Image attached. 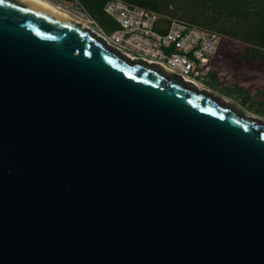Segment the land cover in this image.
<instances>
[{"label":"water","instance_id":"95a60500","mask_svg":"<svg viewBox=\"0 0 264 264\" xmlns=\"http://www.w3.org/2000/svg\"><path fill=\"white\" fill-rule=\"evenodd\" d=\"M0 264H264V119L3 0Z\"/></svg>","mask_w":264,"mask_h":264},{"label":"built area","instance_id":"2783aa9c","mask_svg":"<svg viewBox=\"0 0 264 264\" xmlns=\"http://www.w3.org/2000/svg\"><path fill=\"white\" fill-rule=\"evenodd\" d=\"M76 3L72 7L58 6L86 27L87 23H98ZM104 10L118 23L111 32L101 26L100 38L106 44L112 47V41H122V48L115 50L123 56L159 65L185 82L212 92L202 80V73L211 68L210 61L222 42L220 33L125 0H108Z\"/></svg>","mask_w":264,"mask_h":264},{"label":"trees","instance_id":"16d2710c","mask_svg":"<svg viewBox=\"0 0 264 264\" xmlns=\"http://www.w3.org/2000/svg\"><path fill=\"white\" fill-rule=\"evenodd\" d=\"M82 5L107 32L118 23L104 10L108 0H49ZM222 35L216 55L239 62V92L264 106V0H125ZM241 80V81H240Z\"/></svg>","mask_w":264,"mask_h":264},{"label":"crops","instance_id":"0c3cea01","mask_svg":"<svg viewBox=\"0 0 264 264\" xmlns=\"http://www.w3.org/2000/svg\"><path fill=\"white\" fill-rule=\"evenodd\" d=\"M210 66L208 73H202V80L211 88L212 92L229 102L235 101V104H240L245 108L262 107L261 101L247 100L246 95L239 92V62L231 61L229 57L223 55H215L210 61Z\"/></svg>","mask_w":264,"mask_h":264},{"label":"bare ground","instance_id":"6f19581e","mask_svg":"<svg viewBox=\"0 0 264 264\" xmlns=\"http://www.w3.org/2000/svg\"><path fill=\"white\" fill-rule=\"evenodd\" d=\"M25 3L29 4H35L40 7H43L44 9L48 10L51 13H54L55 15L63 16L66 18H69L71 20H75L73 17L69 15L64 9L60 8L58 5L52 3L49 0H21ZM84 10H86L84 8ZM77 21V20H75ZM80 23V21H77ZM81 24V23H80ZM87 28L91 29L98 37H102V29L100 24L98 23H87ZM112 48L114 49H121L122 48V41H112Z\"/></svg>","mask_w":264,"mask_h":264},{"label":"rangeland","instance_id":"374dc122","mask_svg":"<svg viewBox=\"0 0 264 264\" xmlns=\"http://www.w3.org/2000/svg\"><path fill=\"white\" fill-rule=\"evenodd\" d=\"M52 3H53V2H52ZM233 101H234V100H233ZM230 102H232V101H230ZM232 103H235V101L232 102ZM236 106H237L240 110L244 111V112L247 113V114H250V115H253V116H258V117L264 119V106H262V107L256 106V107H248V108H245V107L241 106L240 104H239V105L236 104ZM257 113H258V114H257ZM259 114H260V115H259ZM262 115H263V116H262Z\"/></svg>","mask_w":264,"mask_h":264},{"label":"snow or ice","instance_id":"6c2138e0","mask_svg":"<svg viewBox=\"0 0 264 264\" xmlns=\"http://www.w3.org/2000/svg\"><path fill=\"white\" fill-rule=\"evenodd\" d=\"M0 3H3V0H0Z\"/></svg>","mask_w":264,"mask_h":264},{"label":"flooded vegetation","instance_id":"af4514ba","mask_svg":"<svg viewBox=\"0 0 264 264\" xmlns=\"http://www.w3.org/2000/svg\"><path fill=\"white\" fill-rule=\"evenodd\" d=\"M212 93H214V92H212ZM214 94H216V93H214ZM216 95H218V94H216Z\"/></svg>","mask_w":264,"mask_h":264}]
</instances>
